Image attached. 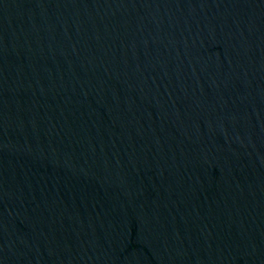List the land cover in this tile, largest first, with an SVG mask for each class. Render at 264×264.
<instances>
[{"label":"water","instance_id":"obj_1","mask_svg":"<svg viewBox=\"0 0 264 264\" xmlns=\"http://www.w3.org/2000/svg\"><path fill=\"white\" fill-rule=\"evenodd\" d=\"M0 264H264V0H0Z\"/></svg>","mask_w":264,"mask_h":264}]
</instances>
